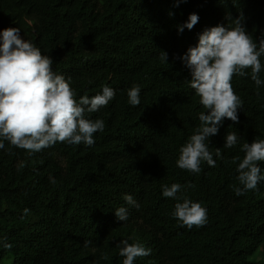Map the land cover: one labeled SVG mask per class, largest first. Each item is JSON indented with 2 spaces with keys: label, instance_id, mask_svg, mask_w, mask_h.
<instances>
[{
  "label": "trees",
  "instance_id": "trees-1",
  "mask_svg": "<svg viewBox=\"0 0 264 264\" xmlns=\"http://www.w3.org/2000/svg\"><path fill=\"white\" fill-rule=\"evenodd\" d=\"M192 11L205 12L208 28L243 14L253 41L264 35V0H0V28L9 21L21 26L53 59V70L70 78L77 100L102 92L103 84L115 90L107 106L86 113L105 125L92 146L57 142L29 153L4 141L0 264H123L117 244L129 237L151 249L134 264H249L259 248L264 264V180L241 196L233 191L242 187L239 161L232 162L244 157L241 145L264 137V84L257 87L250 68L231 80L242 101L239 123L225 118L208 138L215 166L202 161L192 173L176 164L199 113L207 111L180 59L205 29L178 30ZM260 61L264 81V56ZM133 84L141 89L135 107L127 96ZM227 132L239 137L232 148L223 147ZM259 166L264 174V161ZM173 183L182 185L178 196L206 208L203 226L189 229L173 216L178 201L162 194V185ZM125 194L139 207L128 205ZM121 206L128 209L124 222L115 216Z\"/></svg>",
  "mask_w": 264,
  "mask_h": 264
},
{
  "label": "clouds",
  "instance_id": "clouds-1",
  "mask_svg": "<svg viewBox=\"0 0 264 264\" xmlns=\"http://www.w3.org/2000/svg\"><path fill=\"white\" fill-rule=\"evenodd\" d=\"M175 2L178 5L182 0ZM204 14L192 11L178 30L203 28L199 20L204 18ZM227 18L230 23L226 26L217 24L205 28L198 34L197 45L189 47L180 57L191 72L190 87L207 110L199 113L200 124L179 149L176 161L180 169L192 173L201 171L202 161L215 166L208 138L218 133L224 119L239 123L238 109L242 107V101L233 90L232 78L245 76V70L250 68L251 79L257 87L264 84L259 76L262 70L260 57L264 56V35L258 43L254 42L252 35L246 31L243 14L234 19ZM167 56V52L161 51L159 58L168 62ZM53 63L49 55L42 54L28 40L18 24L9 21V27L0 28V149L5 147V140L29 153L42 151L57 142L92 146L95 143L94 134L104 130L103 120L90 119L86 113H95L107 106L115 97L113 86L103 84L98 89L102 92L93 96L82 95L77 100L69 83L70 78L65 79L62 74L56 73ZM106 76L103 74L101 80ZM140 92L137 84L127 90L131 106L140 104ZM238 140L236 132H227L223 147L232 148ZM241 150L245 153L244 157L237 156L232 161H239L236 179L242 187L233 188L237 196L255 190L258 183L264 180L259 166V162L264 161V139L245 142ZM215 155L218 158L221 156L220 148L215 149ZM49 180L56 183L51 176ZM162 188L164 197L178 201L173 216L181 222V226L191 229L206 223L207 210L200 202L177 195L182 185L173 183L171 186L162 185ZM123 199L128 205L139 207L131 194H125ZM23 211L27 214L29 210L25 208ZM115 216L119 221H127L128 209L124 206L115 209ZM129 239L134 238L122 239L117 244L119 255L124 257L123 264H134L137 257L150 255L151 249L138 241L129 243ZM88 243L85 242L86 245ZM2 246L10 248L12 245L5 242ZM101 259L107 260V254L102 253Z\"/></svg>",
  "mask_w": 264,
  "mask_h": 264
},
{
  "label": "rangeland",
  "instance_id": "rangeland-1",
  "mask_svg": "<svg viewBox=\"0 0 264 264\" xmlns=\"http://www.w3.org/2000/svg\"><path fill=\"white\" fill-rule=\"evenodd\" d=\"M199 22H201L203 24L204 28H208V26H211L212 23H209L210 21H208L205 17L200 19ZM248 69L245 70V72H247ZM235 79V78H232ZM260 139H264V137H259ZM264 244V242H263ZM262 255H261V249L259 248L258 250H256L252 255L248 256L246 258L247 262L249 264H262L263 260L261 259ZM6 264V263H4Z\"/></svg>",
  "mask_w": 264,
  "mask_h": 264
}]
</instances>
